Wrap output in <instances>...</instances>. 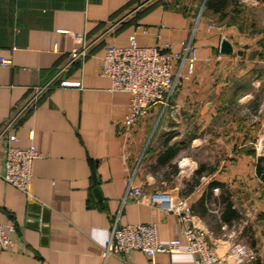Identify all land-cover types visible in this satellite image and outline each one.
Masks as SVG:
<instances>
[{
	"label": "crops",
	"instance_id": "0c3cea01",
	"mask_svg": "<svg viewBox=\"0 0 264 264\" xmlns=\"http://www.w3.org/2000/svg\"><path fill=\"white\" fill-rule=\"evenodd\" d=\"M168 1L0 0V57L10 59L0 66V173L7 144L41 154L26 192L0 175V223L7 232L15 227L13 244L0 247V264H197L189 252H156L153 260L140 250L106 254L115 222H155L158 241L175 238L177 213L151 196L178 191L192 220L211 233L224 264L239 263L225 258L223 226L248 216L244 232L257 256L242 264H264V182L255 172L263 149L251 130L264 109V59L258 55L264 51V0H239L233 23L205 10V0H188L187 8L182 0ZM131 34L138 45L168 42L181 55V42L192 40L197 59L191 75L184 68L167 103L153 105L127 129L122 118L129 94L110 89L99 57L106 44L128 45ZM224 41L228 52L221 51ZM86 44V55L71 60V49ZM232 105L248 122L224 120ZM8 135L17 139L6 142ZM199 146L210 154L197 163L186 155L190 174L179 189L148 188L141 180L157 177L184 149ZM199 164L203 180L193 184ZM130 178L142 187L139 201L126 196ZM214 181L228 191L239 214L235 222L223 219Z\"/></svg>",
	"mask_w": 264,
	"mask_h": 264
},
{
	"label": "built area",
	"instance_id": "2783aa9c",
	"mask_svg": "<svg viewBox=\"0 0 264 264\" xmlns=\"http://www.w3.org/2000/svg\"><path fill=\"white\" fill-rule=\"evenodd\" d=\"M209 27H214L209 24ZM184 54L173 51L171 43H157L138 45L135 36H129V44L119 46L106 44L104 53L99 57L100 73L110 78V89L126 91L129 94L127 110L122 118L125 128L131 129L137 120L148 113L150 108L158 103L166 104L169 96L174 92L178 79L187 69V76L194 71L197 59L196 49L192 40L182 41ZM90 44L82 47L74 46L70 51V59L83 57ZM10 64V59L0 57V66ZM61 85H69L66 80ZM12 122V119L10 120ZM15 135H8L6 142L16 140ZM41 154L30 147H19L7 144L3 155L1 177L8 184L26 192L30 183L33 161ZM127 198L134 201L141 200L142 187L135 185L130 178L126 190ZM151 200L166 211L177 213L180 221L178 234L167 242L157 239L155 222L126 223L118 225L115 222L111 229V236L106 247V254H126L133 250L142 251L153 260L156 252H189L197 258V264H224L216 249V242L210 232L192 220V210L186 200L173 197L170 193H153ZM225 230L228 227L223 226ZM15 227L10 225L8 232L0 223V247L8 248L13 244L10 234ZM256 251L244 243L227 244L225 258H232L242 264L256 259Z\"/></svg>",
	"mask_w": 264,
	"mask_h": 264
},
{
	"label": "rangeland",
	"instance_id": "374dc122",
	"mask_svg": "<svg viewBox=\"0 0 264 264\" xmlns=\"http://www.w3.org/2000/svg\"><path fill=\"white\" fill-rule=\"evenodd\" d=\"M179 4L184 6V8H187V5L191 6V2H189L188 0H185V1L182 0L181 2H179ZM214 24H215V22H214ZM214 24H210V25H214ZM208 27H209V25H208ZM263 54H264L263 50L261 51L260 54L258 53L259 57L264 59ZM262 97H264V95ZM261 99H264V98H261ZM261 101H263V100H261ZM232 108H234L233 111L235 113L230 109V113L227 114L225 119H224L225 121H230V119H232V117L236 116L237 119L239 118L238 120L243 121V122H248L249 118L246 117V115H244V113L239 114L238 109L235 108V105H232ZM249 121H251V119ZM252 121H257L256 123H254L253 129H251L253 132V136H254V137L252 136L254 138L252 141H253V143H256V145H258V143H260V146L259 145L258 146L260 149H263V151L262 150L260 151V155H263L264 154V109L257 116V118L253 119ZM262 122H263V124H261ZM210 149H211V147H210ZM209 154H210V151L208 150L207 146H205V147L199 146L197 149H194L193 151H190V152L185 151V149H184L183 152L180 153L178 158L173 161V163H170L169 166L167 165L166 167H163V168L160 167L159 168V171H158L159 175H157V177L154 176L153 179H151L150 177L147 178L146 174H144V176L141 178V180L144 181L145 186L148 188H150L152 186H157V187H159V189L166 188V190L175 191V190L179 189L178 188L179 186H181V185L183 186L184 180H186V178H188L189 174H190V164L188 161L184 160L186 155L187 156L189 155V157L193 158V160H195L197 163L198 160H202L205 156H208ZM143 164L144 165L146 164V166L150 167L149 162H144ZM144 170L142 169V172H144ZM164 175H166V176L160 180V178ZM149 180H151V181H149ZM201 180H203V177H199V182H201ZM215 189L216 188H214L213 191H215ZM217 191H219V189ZM178 192H171V193H172V195H173V193H175L174 195L178 199H183V200H186V202H187L186 196L183 193L180 192L181 193L180 194ZM243 218H244L243 221L242 220L238 221V222L234 221L235 223H231L230 225H228L227 226L228 230L224 231L225 237H223V238L226 239L227 244L230 242L244 243L248 247L253 248L252 245H250V241L248 239V236L246 235L247 231L245 229L247 226L249 227V225H250L249 218H248V216L247 217L243 216ZM244 231H246V233ZM210 236L212 237L211 233H210Z\"/></svg>",
	"mask_w": 264,
	"mask_h": 264
},
{
	"label": "trees",
	"instance_id": "16d2710c",
	"mask_svg": "<svg viewBox=\"0 0 264 264\" xmlns=\"http://www.w3.org/2000/svg\"><path fill=\"white\" fill-rule=\"evenodd\" d=\"M241 3L239 0H205L204 1V7L205 10L210 11L211 13L218 16L219 20H225L228 18L230 22H234L235 15L234 13H238ZM256 106L258 105V98L256 99ZM205 167L202 166V164H199L197 171L195 172L197 175L191 179L190 182L193 184H197L200 176L201 170H203ZM255 172L256 175L264 182V154L257 157L255 162ZM211 187L218 186L221 190L218 199L221 202V206H223V210L221 212V215L223 219L227 222H231L234 220H237L239 218V214L235 209L232 208V202L229 198V193L226 189H224L223 183L218 182H212L210 184Z\"/></svg>",
	"mask_w": 264,
	"mask_h": 264
},
{
	"label": "water",
	"instance_id": "95a60500",
	"mask_svg": "<svg viewBox=\"0 0 264 264\" xmlns=\"http://www.w3.org/2000/svg\"><path fill=\"white\" fill-rule=\"evenodd\" d=\"M228 50H229V46H228L227 42L224 41V42L221 44V51H222V52H228Z\"/></svg>",
	"mask_w": 264,
	"mask_h": 264
}]
</instances>
